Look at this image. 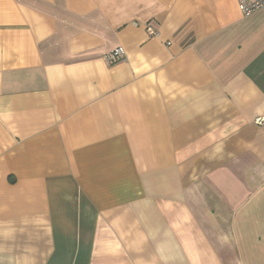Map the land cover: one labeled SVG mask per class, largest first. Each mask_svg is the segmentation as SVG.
I'll list each match as a JSON object with an SVG mask.
<instances>
[{"label":"crops","instance_id":"1","mask_svg":"<svg viewBox=\"0 0 264 264\" xmlns=\"http://www.w3.org/2000/svg\"><path fill=\"white\" fill-rule=\"evenodd\" d=\"M258 119L264 8L0 0V264H264Z\"/></svg>","mask_w":264,"mask_h":264},{"label":"built area","instance_id":"2","mask_svg":"<svg viewBox=\"0 0 264 264\" xmlns=\"http://www.w3.org/2000/svg\"><path fill=\"white\" fill-rule=\"evenodd\" d=\"M240 11L245 17H249L255 12L264 8V0H237ZM148 31L151 35H158L150 26H148ZM123 50L117 47L113 52L107 57L110 63L116 62L123 57ZM258 123H264V119H258Z\"/></svg>","mask_w":264,"mask_h":264}]
</instances>
